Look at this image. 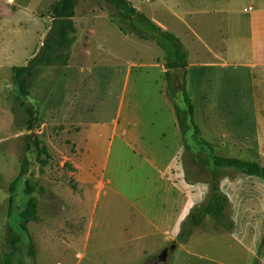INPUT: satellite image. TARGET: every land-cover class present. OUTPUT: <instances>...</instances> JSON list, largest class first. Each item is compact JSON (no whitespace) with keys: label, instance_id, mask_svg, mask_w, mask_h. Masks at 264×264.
Segmentation results:
<instances>
[{"label":"rangeland","instance_id":"obj_1","mask_svg":"<svg viewBox=\"0 0 264 264\" xmlns=\"http://www.w3.org/2000/svg\"><path fill=\"white\" fill-rule=\"evenodd\" d=\"M59 1L0 0V264L15 221L7 216L10 196L15 214L36 207L27 226L35 257L21 244L14 264H160L158 254L173 242L167 264H256L264 234L258 253L239 242L247 216L240 213L235 230L236 197L224 210L231 232L216 231L204 213L213 187L227 194L252 189L251 180L214 168L197 144L264 167V66H235L250 58L237 40L249 35L251 1L126 0L187 52L186 92L201 130L187 132L189 150L165 94L164 54L124 34L128 21L104 0H75L69 60L41 68L32 81L26 102L37 116L28 130L13 69L37 54ZM174 100L182 106L180 96ZM31 133L50 156L45 167L35 161ZM25 160L28 175L11 194Z\"/></svg>","mask_w":264,"mask_h":264},{"label":"trees","instance_id":"obj_2","mask_svg":"<svg viewBox=\"0 0 264 264\" xmlns=\"http://www.w3.org/2000/svg\"><path fill=\"white\" fill-rule=\"evenodd\" d=\"M104 2L116 9L122 19L128 21L127 26L129 29L124 28V34L136 36L142 41L154 42L164 54L165 94L175 115L182 146L184 150H189V145L186 142L187 132L191 130L192 135L198 137L201 135V130L194 122L193 105L186 92L185 75L188 55L183 44L173 33L162 30L145 15L139 14L126 0H104ZM50 16L52 19L51 28L37 54L25 66L13 69V81L18 91L17 100L20 106L24 107L28 130L33 128L37 116L36 110L26 102L32 81L41 68L57 64L66 65L69 60L68 51L75 41V25L73 22L75 0H60L52 8ZM62 52H64V56L60 54ZM177 95L180 96L182 106L175 103L174 99ZM33 142L36 149L35 161L41 167H45L50 156L40 141L34 139ZM197 144L210 155L214 168L232 169L241 175L257 178L264 182V167L239 158L216 156L213 154L211 145L205 140H201ZM28 171L29 162L25 160L16 180L10 186L11 194L17 180L26 177ZM32 191V186L28 181H25V194L30 195ZM212 191L213 195L204 208V213L212 216L217 221L216 231L223 229L226 232H231L233 222L224 214V210L229 207V200L226 195L219 193L216 187H213ZM13 203V197L10 196L7 216L9 220L15 217V221L7 228L6 245L8 251L4 254L3 264H14V257L20 252L21 244L26 246L27 257L33 259L36 254L35 244L27 229L36 213V207L28 203L24 212L15 214L16 209ZM188 236H190V233L186 232L185 237Z\"/></svg>","mask_w":264,"mask_h":264},{"label":"crops","instance_id":"obj_3","mask_svg":"<svg viewBox=\"0 0 264 264\" xmlns=\"http://www.w3.org/2000/svg\"><path fill=\"white\" fill-rule=\"evenodd\" d=\"M205 1L206 0H202L203 3H205ZM250 1L252 7L255 8L249 11L250 13L246 12L247 14H250L247 16L249 20V35L245 39L237 40V43L241 47H244L246 49L250 58L248 59V61H245V63L240 62L235 66L257 68L264 66V3H259L257 2V0ZM207 9L209 11L206 12L210 14L213 12L214 15L222 14L219 11L214 10L213 8ZM233 15H235V13H233ZM236 15H238L239 17L243 16L241 14ZM248 178H250L249 180H251L250 182L252 189L242 190V188H237L233 191L227 192V194H223L227 196L228 200L230 198L232 203L234 202V200H232L234 197H236V199L238 200L236 204L240 210L238 209L237 211L238 215L235 219L234 224L235 230L237 229V224H239L236 220L239 217L240 213L241 217H243V215L247 216V219H244V221L239 224V235L237 237L239 242H241V244L248 249H255L258 253L261 246L264 244H261V239L264 234V190L262 188V186L264 185H261L257 181L252 180V177ZM257 260L255 262L256 264H264L263 256H261V258H258Z\"/></svg>","mask_w":264,"mask_h":264},{"label":"water","instance_id":"obj_4","mask_svg":"<svg viewBox=\"0 0 264 264\" xmlns=\"http://www.w3.org/2000/svg\"><path fill=\"white\" fill-rule=\"evenodd\" d=\"M33 123V127H34ZM33 134L31 133L29 135V143L30 144H34L33 140H32ZM177 248L176 243H171L168 247H166L165 249H163L159 254H158V262L160 264H167L169 262V260L171 259V257L173 256V252L175 251V249Z\"/></svg>","mask_w":264,"mask_h":264}]
</instances>
